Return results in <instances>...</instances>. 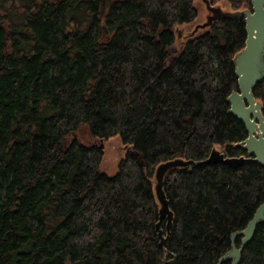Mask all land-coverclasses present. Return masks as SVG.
<instances>
[{
  "label": "trees",
  "instance_id": "1",
  "mask_svg": "<svg viewBox=\"0 0 264 264\" xmlns=\"http://www.w3.org/2000/svg\"><path fill=\"white\" fill-rule=\"evenodd\" d=\"M25 1L18 15L0 0V264H216L264 202V165L228 101L245 18H219L176 49L195 0ZM253 93L264 116V78ZM82 126L97 142L119 134L143 159L129 151L107 175ZM217 146L248 159L197 164ZM177 159L194 163L165 174L163 247L155 173ZM240 264H264V222Z\"/></svg>",
  "mask_w": 264,
  "mask_h": 264
},
{
  "label": "water",
  "instance_id": "2",
  "mask_svg": "<svg viewBox=\"0 0 264 264\" xmlns=\"http://www.w3.org/2000/svg\"><path fill=\"white\" fill-rule=\"evenodd\" d=\"M210 11L207 25L219 18L244 17L246 22L247 39L245 47L235 57V73L238 78V89L229 97L231 105L230 112L239 120L244 122L248 137L243 142L244 149L253 159L264 165V116L262 113V103L257 101L253 89L258 81L264 78V0H253L252 10L245 11H224L220 7L211 5L209 0H204ZM103 147V145H102ZM134 156L143 159L142 155L134 152ZM247 157H228L223 152L213 150L205 160L197 162L198 165L209 163H225L232 167L241 166ZM192 160H169L161 163L156 169L155 191L161 204L159 211V221L156 228L159 232L160 245L167 247L169 237L174 226V214L163 187V180L167 171L173 167H185L193 164ZM144 164V163H143ZM166 220L165 230L162 222ZM264 222V202L260 205L253 219L248 223L247 228L241 233L244 235L240 249L236 248L235 238L240 233L234 234L232 249L224 255L217 264L233 259L232 264H238L241 260L242 250L253 240L257 227ZM170 264H176V259Z\"/></svg>",
  "mask_w": 264,
  "mask_h": 264
},
{
  "label": "rangeland",
  "instance_id": "3",
  "mask_svg": "<svg viewBox=\"0 0 264 264\" xmlns=\"http://www.w3.org/2000/svg\"><path fill=\"white\" fill-rule=\"evenodd\" d=\"M209 1L211 5L220 7L224 11H234L229 0ZM27 2L28 1L25 0H4L3 6L8 10L15 9L14 14L19 15L23 11V7ZM194 7L197 10V16L193 19V21L188 24L177 25L175 27L176 38L174 48L176 49H181L189 39L204 33L209 28L207 22L210 17V11L205 1L195 0ZM7 14L10 15L9 12H7ZM7 22H9V20H7ZM77 137L82 144L88 145L90 143H94L103 145L102 148L104 151V156L100 165V169L109 176H114L117 174L121 160L127 156L129 151L134 153L132 146H127L124 144L119 134L112 136L105 141L97 142L96 140H92L89 128L87 126H82L77 133ZM217 148L218 150H223L221 146H217Z\"/></svg>",
  "mask_w": 264,
  "mask_h": 264
},
{
  "label": "bare ground",
  "instance_id": "4",
  "mask_svg": "<svg viewBox=\"0 0 264 264\" xmlns=\"http://www.w3.org/2000/svg\"><path fill=\"white\" fill-rule=\"evenodd\" d=\"M10 1H11V0H10ZM256 99H257V98H256ZM257 101H259V100L257 99ZM259 102H261V101H259ZM262 105H263V104H262ZM262 109H263V107H262ZM246 139H247V138H246ZM246 139H245V140H246ZM82 140H83V139H82ZM245 140H244V141H245ZM66 141H67V140H66ZM244 141H243V142H244ZM243 142H242V144H243ZM101 147H102V145H101ZM214 150H218V148H215ZM218 151H221V150H218ZM134 152H135V151H134ZM221 152H222V151H221ZM210 154H211V153H210ZM224 154H225V153H224ZM133 155H134V153H133ZM250 156H251L252 158L254 157V156H252V155H250ZM154 183H155V182H154ZM259 207H260V206H259ZM170 208H171V206H170ZM171 210H172V209H171ZM257 210H258V209H257ZM256 212H257V211H256ZM173 214H174V213H173ZM254 215H255V214H254ZM253 217H254V216H253ZM252 219H253V218H252ZM163 221H165V226H166V220H163ZM157 223H158V222H157ZM162 224H163V223H162ZM247 226H248V225H247ZM247 226H246V228H247ZM162 228H163V227H162ZM246 228H245V229H246ZM245 229H243V230H239V231H236V232H235V233H237V232L240 233V234L237 235L236 238H235V245H236V239H237L239 236H243V238H244V235H243L241 232L244 231ZM156 230H157V228H156ZM164 230H165V228H164ZM157 232H158V230H157ZM235 233H234V234H235ZM234 234L232 235V238H233ZM158 237H159V232H158ZM232 238H231V239H232ZM243 238H242V240H243ZM159 243H160V237H159ZM241 245H242V242H241ZM236 248H237V249H240L241 246H240V247H237V245H236ZM230 251H231V250H229L228 252H226L225 254H223V255L220 257V259H221L224 255H226L227 253H229ZM242 251H243V250H242ZM174 259H176V258H174ZM174 259H172V260H174ZM220 259H219V260H220ZM233 259H234V258L229 259V260L231 261L230 264H232ZM229 260H226V261H229ZM226 261H224V262H226ZM224 262H223V263H224ZM217 263H218V262H217ZM217 263H216V264H217ZM223 263H222V264H223ZM238 264H240V262H239Z\"/></svg>",
  "mask_w": 264,
  "mask_h": 264
}]
</instances>
